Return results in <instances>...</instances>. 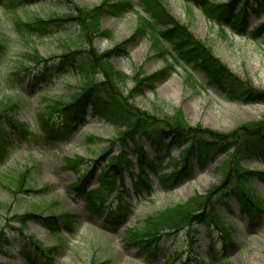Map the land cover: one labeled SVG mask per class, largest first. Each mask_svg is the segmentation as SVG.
<instances>
[{
    "label": "rangeland",
    "instance_id": "obj_1",
    "mask_svg": "<svg viewBox=\"0 0 264 264\" xmlns=\"http://www.w3.org/2000/svg\"><path fill=\"white\" fill-rule=\"evenodd\" d=\"M4 1L0 0V39L6 43L7 49L0 56V100L10 98L20 102V109L15 115L16 123L23 126L24 137L28 138H21L14 132V138L11 137L16 150H9L7 158L0 154L4 158L0 171L13 170L16 173L29 168L19 182L24 183L25 188L31 187L34 192H20L19 182L16 184L7 178H0V234L5 231L10 238V245L0 248V264H29L17 250L18 234L35 246L55 247L52 260L39 264H165L164 260L171 252H179L173 264L186 261L215 264L209 260L212 240L213 250L219 252L217 257H227V263L219 264H264V210L258 216V219L262 217V223L257 226L240 210L238 201L232 195L219 200L218 195L213 197L217 206V223L224 227L225 235L232 236L233 242L225 252L222 251L218 229L207 223L196 225L190 232L183 229L165 234L152 252L131 243L136 239L134 235L137 232L140 235L146 231L149 222L156 223L158 216L175 205L190 208L195 197L205 196L214 188L224 186L230 164L227 154L218 155L213 164L206 163L202 171L195 168L189 180L178 182L179 185L172 191H164L148 168H145L147 185L137 187L134 176L136 156L129 154L132 167L119 169L117 165L110 169L107 181L109 178L115 188L108 194L103 192L98 187L103 171L109 170L115 156L125 159L120 142L115 140L124 128L101 115H91L88 108L84 122L76 129L58 131L57 138L43 137L37 113L44 110L55 96L75 92L82 78L74 72L60 81L57 78L61 72H53L54 76H50L47 82L31 86L29 80L35 74L42 75V67L34 68L29 74L22 72L21 67L29 66L31 57L58 56L62 48L55 38L43 37L51 32L42 33L41 37L37 34L26 37L24 25L54 14L69 15L77 13L78 9L100 8L96 20L97 34H91L92 41L87 44L99 53L117 48L118 53L110 57V64L112 69L127 76L124 85H120L122 94H131L129 102L138 110L162 119L180 118L191 127L198 126L226 137L243 125L264 121V102L245 104L232 101L225 92L207 82L200 66L180 61L176 63L170 55L162 57L153 48L150 37L139 34L134 37L139 26L137 11L140 8L113 14V10L107 7H118L123 0H69L70 3L68 0H36L33 4L17 6L15 12L7 10ZM159 1L164 11L185 27L194 40L229 72L248 83L252 90L264 93V15L255 16L251 8L246 7V22L237 30L208 20L199 4L186 0ZM230 1L214 0L211 4H227ZM237 9H242V2L237 4ZM52 32L60 33L62 41L75 48L81 45L80 39L83 38L80 35L87 33V29L80 26L77 30L76 26L68 23L55 27ZM167 47L171 58L177 57L172 44ZM18 70L21 72L18 73ZM52 71L44 73L46 77L40 79L47 78V73ZM93 75L94 79L101 78L99 72ZM172 89L176 90L174 94ZM0 121L6 125L3 116ZM8 126V131L12 133L11 125ZM145 147L148 149V146ZM170 153L174 159L180 158L175 147L170 149ZM262 161H244L240 167L264 171ZM170 164V161L167 164L162 162L163 170H172ZM83 175H86L83 189H75ZM245 187L264 208V175L261 178L255 176ZM88 190L84 197L83 192ZM96 191L104 193L100 198L106 207L103 213L92 210L87 202L90 197H95ZM150 192L153 194L150 195ZM127 205L130 211L121 214L122 220L117 225L106 220L107 211L116 214V210L126 209ZM13 211L41 215L68 214L72 219L69 218L72 222L68 227L73 232H68L59 224H56L58 231L52 232L36 220L19 226L11 217ZM3 244L5 241L0 237V246Z\"/></svg>",
    "mask_w": 264,
    "mask_h": 264
},
{
    "label": "trees",
    "instance_id": "obj_2",
    "mask_svg": "<svg viewBox=\"0 0 264 264\" xmlns=\"http://www.w3.org/2000/svg\"><path fill=\"white\" fill-rule=\"evenodd\" d=\"M187 1L199 4L208 19L236 29L240 25L245 24L246 12L244 9L246 7L249 6L255 15L264 14V0H231L227 4L215 5L211 4L214 0ZM32 2H36V0H7L5 6L10 8V11L15 12L13 10L14 6ZM68 2L70 3L69 0ZM239 2H242V9H237ZM138 6L142 7V14L139 15V26L134 33V37L138 36L137 34L139 36L150 37L149 39L152 42L153 48L162 57L170 55L167 44H172L173 50L176 51L180 61L200 66L208 82L222 92H225L231 100H238L243 103L264 102V93L252 90L248 83L240 81L229 72L203 45L194 40L191 33L185 27L178 24L173 17L164 11L159 0H123L119 2L118 7H112V5H108L107 7L109 10H113L111 11L113 14H120L123 11L131 10ZM98 10L100 8L97 7L87 10L78 9L77 13H70L69 15L54 14L46 18H37L26 22L24 25L23 32L26 35L46 34L51 32L55 27L68 23L76 26L77 30L80 26H84L87 29V33L83 32L80 35L83 38V40L80 39L82 41L81 45L75 46V48L68 45L66 41H62L60 38L61 34L55 37L52 36L61 45L62 53L58 56L46 58L31 57V65L21 67V71L27 74L40 66L43 70L42 74H46L50 70L53 71L47 74L63 71L65 74L60 75L62 79L63 77H68L73 72H77L82 78L81 84L78 85L75 92L55 96L54 99L48 101L44 110L42 109L37 113L39 127L44 132V137L53 138L55 129L56 131L62 128L69 130L71 127H75L76 124L84 120L87 108L89 107L93 114L101 115L106 120L120 123L124 131L116 136V140L121 144L125 159L123 160L122 157L115 156L110 162L109 170L103 171L98 186L99 189L104 187V190L108 189L109 192L113 190L114 184L110 180L107 181L108 172L117 165H119V169L132 167V163L128 158L129 154L136 156L138 168L136 184L140 187L146 186L148 177L145 173V168H148L164 190H170L178 182L189 178L195 171V166L197 169L203 170L206 163H213L218 155L227 154L230 164L227 166V183L224 186L214 188L205 196L200 195L195 197L193 205L190 208L175 205L166 211V213L158 216L156 223L149 222L146 231L140 235L137 232L134 235L136 239L131 241V243L139 248L147 249L151 252L165 234L176 233L183 229H187L190 232L197 224L207 223V225L211 224L218 229L222 237V251L224 252L226 247L232 242V236L225 235L224 227H220L217 223V206L213 197L216 195L220 197L232 195L238 201L242 212L250 217L251 223L254 221L257 225H260L259 220L262 217L258 219V216L261 215L260 211L264 210V208L251 197L245 186L249 185L255 176L261 178L264 172L249 169L244 170L240 166L244 161L253 159L264 160V121L243 125L225 137V135L209 132L198 126L191 127L180 118L169 119L164 117L162 119L138 110L129 102L131 94L124 96L121 91L120 85H124L127 76L118 70L112 69L110 64V57L118 53L116 51L117 48L99 53L91 45L87 44L90 40L92 41L90 35L97 32L96 20L99 16ZM104 10L106 11L107 9ZM16 18L18 17L16 16ZM83 46H86V48H83ZM6 49V43L0 39V56L5 53ZM174 59L178 61L177 58ZM94 72H99L101 78L94 79ZM14 73L18 74L17 72ZM42 77L44 76L35 74L34 78L30 79V81L32 80L31 85L34 82L39 83ZM19 109L20 102L18 100L10 98L0 100V117L3 116L6 120V125L0 121V154H7L8 148L14 146L12 134L7 129L8 125H11L10 129L12 133L16 132L21 137L22 135L24 136L25 129L16 123L15 115ZM145 144L148 145L150 152L145 149ZM172 147L179 149L180 158L177 160L170 154ZM164 160L170 161L172 170H162L161 163ZM172 161L175 163H172ZM28 170L29 168L27 167L16 173L13 170L6 172L3 170L0 171V178H7L12 183L17 184L20 180L24 179ZM82 179L83 176L81 177L79 189L82 186ZM20 184L21 186L18 187V191L34 192L31 187L25 188L23 187L24 183ZM14 195L16 196L17 194L14 193ZM97 198H99L98 195ZM89 204L94 210L103 213V210L98 209L95 205V200H92ZM121 212L118 211L114 216L108 215L109 217L106 220L115 223ZM61 214L55 215V213H50L46 216H40L35 212L20 213L13 211L11 217L16 220L19 226H24L29 220H40L44 224L56 229L57 220L59 219L68 228L72 219L68 214ZM2 234H0V237L5 241V244H8L9 237L5 235V231H2ZM19 242L22 245V249L27 247L24 244L32 246L33 253L22 250V253L31 264H39L41 261L51 259L52 257V249H42L38 245L35 246L26 242L23 238ZM210 252V259L214 260L215 263H227L225 256L220 257V259L215 258L212 244ZM176 256L177 253L171 254V259L168 257L165 260V264H172V259L176 258Z\"/></svg>",
    "mask_w": 264,
    "mask_h": 264
},
{
    "label": "bare ground",
    "instance_id": "obj_3",
    "mask_svg": "<svg viewBox=\"0 0 264 264\" xmlns=\"http://www.w3.org/2000/svg\"><path fill=\"white\" fill-rule=\"evenodd\" d=\"M175 92H176V90H175V89H172V90H171V93H172V94H174Z\"/></svg>",
    "mask_w": 264,
    "mask_h": 264
}]
</instances>
